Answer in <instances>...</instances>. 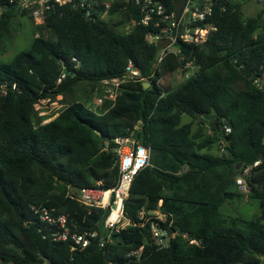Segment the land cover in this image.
<instances>
[{"label": "trees", "instance_id": "16d2710c", "mask_svg": "<svg viewBox=\"0 0 264 264\" xmlns=\"http://www.w3.org/2000/svg\"><path fill=\"white\" fill-rule=\"evenodd\" d=\"M162 1L173 10L174 0ZM238 3L214 0L215 29L207 39L178 40L180 52L168 53L154 70L158 47L146 40L149 27L117 29L129 19L127 10L113 20L115 7L100 20L59 6L42 25L32 23L38 35L28 48L0 61V264H259L264 256V9L243 18ZM0 4L7 5L0 16L2 53L11 20L27 15L8 0ZM128 60L140 77L149 76L147 87L142 80H127L98 112L73 99L43 122L35 108L40 100L60 95L65 101L79 83L120 77ZM187 61L195 66L192 75L176 86L164 83ZM61 72L65 76L57 82ZM196 113L210 114L208 121ZM183 114L190 119L181 122ZM115 137L149 148L150 156L123 203L128 223L106 231L107 210L86 206L77 195L82 188L116 184ZM225 137L233 159L221 157ZM217 145L220 151L214 153ZM245 167H250L247 197L258 201L259 214L224 216L219 208L240 195L235 179ZM32 206L64 215L71 232L96 230L97 236L82 249L69 239L56 240L58 227L41 222ZM141 209L165 218L139 219ZM152 222L175 229L168 243H154ZM139 247L138 256L130 254Z\"/></svg>", "mask_w": 264, "mask_h": 264}, {"label": "built area", "instance_id": "2783aa9c", "mask_svg": "<svg viewBox=\"0 0 264 264\" xmlns=\"http://www.w3.org/2000/svg\"><path fill=\"white\" fill-rule=\"evenodd\" d=\"M230 1L240 2L241 0ZM258 1L262 7L261 9H264V0ZM8 2L12 3L13 7L18 9V11H24L34 25H42L49 10L59 6H69L71 9L82 11L90 19L96 18L100 20H106L111 15L113 20H118L120 18L119 15L127 10L130 14L129 19L117 25V29L126 33L134 25L149 27L150 30L146 34V40L158 47L153 62V70L160 69V63L168 53L177 54L180 52L176 45L178 40L184 43L200 44L215 29L210 20L214 0H184L177 17H174V3L173 10H170L162 0H8ZM6 8V4H0V16ZM113 8L115 10L110 15V11ZM260 32L264 36V29ZM164 39L170 42L159 47L157 42ZM178 69L182 72V78L185 80L194 73L195 66L190 61H187ZM64 76L65 72H61L57 82H60ZM148 78L149 76L140 77L132 61L128 60L120 77L104 79L99 83L103 94L97 98V104L100 106L104 100H114L119 93L121 83L127 80H142V84L147 85L149 84ZM160 80L161 77L157 79V83ZM41 101L44 100L39 102ZM38 103L35 104V108ZM229 130L228 127L225 128V132H229ZM113 141L116 144L113 151L118 156L119 176L116 184L108 189L82 188L77 195L78 200L84 205L107 210V214L103 219V227L106 231L118 230L119 227H122L119 224L121 221L125 220V225L128 223V220L123 215V203L128 196L129 186L134 175L148 164L150 156L149 148L135 144L128 137H115ZM258 162L254 161L253 165H257ZM249 168H243L242 175L235 179L236 187L242 193H248L245 177L249 174ZM31 209L33 213L38 215L41 222L58 227V232L54 237L56 240L69 239L79 249H82L90 243V239L97 236L96 230L82 233L71 232L66 226V217L62 214L52 215L44 207L32 206ZM146 214L156 215L159 221H163L165 218L159 211L146 212L143 209L138 211L137 216L139 219H144ZM162 229L158 223H151V237L156 245L166 243ZM107 240H109V237L105 240L100 239V245H103ZM191 242H194V240H191ZM140 251L141 247L131 251L130 254L138 256Z\"/></svg>", "mask_w": 264, "mask_h": 264}, {"label": "rangeland", "instance_id": "374dc122", "mask_svg": "<svg viewBox=\"0 0 264 264\" xmlns=\"http://www.w3.org/2000/svg\"><path fill=\"white\" fill-rule=\"evenodd\" d=\"M239 10L243 18L254 16L261 10V5L258 0H241L238 3ZM32 21L27 16H16L11 20L3 39L4 51L0 53V61L8 62L13 55L19 51L26 50L34 36L38 33L35 31ZM183 81L182 72L179 69L174 70L170 76L164 78V83L169 82L171 86H176ZM103 94L101 86L90 85L87 83H79L74 87L72 95H68L64 99L62 96H56L54 99H46L36 105L39 114L44 116L43 122L52 119L57 111L61 109L70 100L76 99L83 101L90 109L98 112L99 104L97 98ZM190 118L188 115L181 116V122H186ZM220 146L212 148L213 152H219ZM240 193L239 196H234L227 202L221 204L220 212L224 216L241 217L250 219L259 214L258 201L255 199L248 200L247 193ZM264 222V220H263ZM120 226L125 225V220L119 223ZM246 264V263H237ZM259 264H264V256L261 257Z\"/></svg>", "mask_w": 264, "mask_h": 264}, {"label": "water", "instance_id": "95a60500", "mask_svg": "<svg viewBox=\"0 0 264 264\" xmlns=\"http://www.w3.org/2000/svg\"><path fill=\"white\" fill-rule=\"evenodd\" d=\"M184 0H174V17H177V15L179 14L180 12V9H181V5L183 3ZM243 1V0H242ZM170 41L169 40H162V41H159L157 42V45L159 47H162L166 44H168ZM149 84L147 85H143L144 87H147ZM211 113H213V109L211 110ZM199 119L203 120L204 122H207L208 119H209V116L210 114H200V113H196L195 114ZM228 137H225V143L224 145L227 147L222 153H221V157H226V158H229V159H233V155L230 153V150L228 148ZM240 162H237L236 165H235V169H239L240 167ZM163 232H164V237H165V242L168 243L170 240H171V237L175 231V229L173 227H167V228H163L162 229Z\"/></svg>", "mask_w": 264, "mask_h": 264}, {"label": "crops", "instance_id": "0c3cea01", "mask_svg": "<svg viewBox=\"0 0 264 264\" xmlns=\"http://www.w3.org/2000/svg\"><path fill=\"white\" fill-rule=\"evenodd\" d=\"M214 153H216V152H214Z\"/></svg>", "mask_w": 264, "mask_h": 264}]
</instances>
